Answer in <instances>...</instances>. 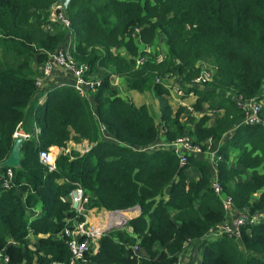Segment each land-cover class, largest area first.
<instances>
[{"label": "trees", "instance_id": "16d2710c", "mask_svg": "<svg viewBox=\"0 0 264 264\" xmlns=\"http://www.w3.org/2000/svg\"><path fill=\"white\" fill-rule=\"evenodd\" d=\"M56 1L0 0V163L14 134L25 135L6 187L9 168H0L3 264L68 262L63 229L82 220L70 210L75 184L87 211L139 213L103 232L79 264H173L191 243L197 264H264V0H70L68 29L36 36L50 23ZM68 35L73 63L99 76L92 104L59 87L47 89L38 105L43 90L35 88L33 65L46 63ZM158 37L166 47L162 59L138 55ZM203 61L212 74L203 89L190 87ZM114 75L129 94L155 97L167 94L161 80L175 79L185 96L193 94V112L206 104L215 116L194 119L183 107L163 104L154 121L146 105L118 94ZM232 97L258 99L257 122H246L244 107ZM180 136L216 149L220 194L201 155L180 166L172 151L155 147ZM69 142H85L88 150L59 154L53 171L39 163V151ZM223 198L247 219L236 234L212 235L226 220ZM253 216L262 220L251 222Z\"/></svg>", "mask_w": 264, "mask_h": 264}, {"label": "built area", "instance_id": "2783aa9c", "mask_svg": "<svg viewBox=\"0 0 264 264\" xmlns=\"http://www.w3.org/2000/svg\"><path fill=\"white\" fill-rule=\"evenodd\" d=\"M51 16L49 19V22H56L59 24H62L66 28H68V20L66 19V16L64 14L63 7L60 3V0H57L54 2L50 9ZM49 11V13H50ZM49 18V17H48ZM47 29L52 32V28L47 24L44 29ZM67 42L62 45L59 49H57L55 52L48 54V60L46 63L42 64L38 68V77H36L34 85L37 91L43 90V94L38 98L37 104L40 105L43 102V99L46 97V91L47 89L52 88H59V87H71L82 99L88 101V103L91 105V94L94 92L95 87L98 86L99 81H92V79L86 74V66L84 65H76L72 61L71 52L73 48V43L71 40L70 35H68ZM160 60V59H159ZM157 60V61H159ZM63 74L67 73L69 76V82L67 80H58L56 78V74ZM209 79V74L205 72H200L198 77L194 79L191 82L190 87L196 86L200 87L204 83L207 82ZM161 82V81H160ZM174 91L176 96L178 97V100H174V103L179 107H183L187 110H190V106L188 107L183 100H181V97H183V91L181 88V85H171L170 90ZM172 92V91H171ZM180 96V97H179ZM187 96H192L193 94L191 92L188 93ZM236 102L239 106L244 107L245 110V120L248 123H255L257 122V114L260 110V102L258 99H251L247 101H241L239 99H236ZM34 135H37L38 129L34 126ZM14 138L16 137H22L25 138V135L21 133L14 134ZM36 138V136H35ZM85 143V142H84ZM86 144V143H85ZM210 141H206L203 143V149L201 146L193 145L189 138L185 136L177 137L175 140L171 142L166 141H158L155 144V147H162L165 149H168L172 151L175 155L178 157V163L180 166H185L187 164V158L202 156L204 159H206L209 162L211 175H212V186L214 187V190L217 194H220L219 189L216 187L215 184V161H217L219 158H215V152L216 149L211 146ZM88 150V146H83V150ZM85 151V152H86ZM37 158L40 164L45 166L47 168V171H53L54 170V157L47 152L46 150L39 151L37 153ZM12 174L11 170L7 169L4 174V179L2 180V186L6 187L11 180ZM69 202H70V210L75 215V217L81 216V221L73 222L71 225V228H64L63 234L68 238L67 241H65L66 248L69 252V260L67 263H52V264H79V262L84 261V255L88 250V247L91 245L92 241L95 239L97 240L101 234L103 233L102 229H97L94 227L92 223V219L94 220L93 213L96 211L92 210H85L84 205L86 203V198L83 195V191L81 187L78 184H75L74 189L69 193L68 195ZM223 208L225 209L226 215L231 211L230 210V202L227 198L222 199ZM136 209V208H132ZM129 209V210H132ZM232 209V207H231ZM122 212H105L106 215H104L105 219V226L103 229L105 230L108 228H111L115 225H125L127 221L130 219L136 217L139 213L136 209L133 212L128 213L127 211ZM100 217L99 215H96V217ZM257 216H253L252 218H255ZM252 218L249 220L252 222ZM254 220V221H255ZM242 223L240 219H235V221L226 223V221L221 225V228L218 230L217 236L220 234H236L237 233V227ZM114 228V227H113ZM96 248V247H95ZM94 248V250H95ZM134 252L136 255H141V250L138 247H134ZM180 256L178 257V260L173 264H182V261L180 260ZM5 260L0 256V264H3Z\"/></svg>", "mask_w": 264, "mask_h": 264}, {"label": "rangeland", "instance_id": "374dc122", "mask_svg": "<svg viewBox=\"0 0 264 264\" xmlns=\"http://www.w3.org/2000/svg\"><path fill=\"white\" fill-rule=\"evenodd\" d=\"M151 4L154 5L155 3L151 1ZM151 5V6H152ZM156 7V6H155ZM67 9V8H66ZM66 9L64 10V14L66 16ZM50 11V10H49ZM51 16V11L50 13L48 12V17L50 19ZM51 28H52V32L57 31L58 29H68L65 26H63L62 24L56 23V22H50L48 24ZM50 33L49 30L42 29L40 31L37 32L36 36H41L44 33ZM166 51V47L165 44L163 43L161 38H156V41L153 42L151 45L149 46H144V47H140L139 53H143L147 56L150 57H154L156 60L162 59V56L164 55ZM120 54L124 53L122 51H120ZM135 60H137V56L135 57ZM201 66V70H203V72L208 73L209 77L212 74V70L211 68L206 64V62H200L199 63ZM103 72H100V74H102ZM92 79V81H98L99 80V76L98 75H93L90 77ZM111 83L113 86H115L116 90L118 91V94H120L123 97H127V96H131L134 94V102L136 104H144L148 107V110L150 112V114L153 116L154 121H157V117H156V113L158 108L163 104H167L172 108H175V103L174 100H178V97L176 96V94L174 93V91L170 90L171 85L177 84L179 85L180 83L175 80H161L162 85L167 89V94L166 96H162V97H155L151 92H143V93H137V92H133L131 91V94L128 93V91L123 89V84L121 83V80L119 78H117L115 75L113 77H111ZM199 89H203L202 85L200 87H198ZM172 91V92H171ZM264 92V85L262 86V93ZM180 97V96H179ZM233 100H236L235 97H232ZM129 100L131 101L132 99L129 98ZM181 100H183L188 107L190 106V110H188V113H191V117H194V119H197L200 117V115L205 114L207 117L209 118H213L215 115L213 113H210L209 111H207V105L204 104L203 108L201 110L200 113H195L193 112L192 108H191V103L193 102V97L192 96H185V94L183 93V97H181ZM185 112V111H184ZM188 113H186L183 117L187 116ZM157 124V122H156ZM84 142H80V143H76V142H69L66 144V147L62 148V149H58L56 147H49L48 149H46L47 152H49L52 157L55 158L59 155V154H70L72 152L76 153V154H83L86 150H83V146H81ZM212 147V145L209 147V149ZM233 163V162H232ZM190 177H192L190 175ZM255 198V196H254ZM230 210H233V208ZM94 211V210H92ZM93 215L94 220L92 219V223L94 225V227H96L97 229H103V227L105 226V219H104V215H106L105 212H94ZM96 215H99L100 217H96ZM256 220H262L260 217H256ZM235 219H240V221L244 222L246 221L247 217L243 216L241 213H237V211H234L233 215L231 216V221H235ZM255 218H252V221H254ZM255 220V221H256ZM106 229V228H105ZM102 231V232H103ZM48 235H45V237ZM40 237H44V235H40ZM34 239H29L27 240L28 245L31 246L32 242ZM91 247L95 248L96 247V239L95 241L93 240L91 243ZM199 252L196 251V245L194 244H187L184 246L183 251L181 253L183 259H187L184 262H187L186 264H197L198 263V257H199ZM180 260L182 261V258H180ZM193 260H195L193 262Z\"/></svg>", "mask_w": 264, "mask_h": 264}, {"label": "water", "instance_id": "95a60500", "mask_svg": "<svg viewBox=\"0 0 264 264\" xmlns=\"http://www.w3.org/2000/svg\"><path fill=\"white\" fill-rule=\"evenodd\" d=\"M70 0H60V3L63 7V9L67 8V5ZM23 143L22 137H16L12 141V145L9 151V154L7 158L0 163V168H9V169H16L19 167V150L21 147V144ZM136 209H132L127 211L128 213L135 211ZM123 225H115L114 228H121ZM111 227V228H113ZM111 228L105 229L103 232L109 231Z\"/></svg>", "mask_w": 264, "mask_h": 264}, {"label": "crops", "instance_id": "0c3cea01", "mask_svg": "<svg viewBox=\"0 0 264 264\" xmlns=\"http://www.w3.org/2000/svg\"><path fill=\"white\" fill-rule=\"evenodd\" d=\"M33 67H34V69L37 71L38 70V66H36V65H33ZM56 78L58 79V80H62V79H64V80H67L68 82L70 81L69 80V76H68V74L67 73H63V74H56ZM43 94V93H42ZM45 96H46V94H45ZM128 98H130V99H132L131 100V102H133L134 104H136L135 102H134V94L133 95H131V96H128ZM157 108H159V107H157ZM158 111V110H157ZM81 146H86V144L85 143H83ZM211 171V170H210ZM212 174V173H211ZM191 176L192 177H195V174H191ZM234 209L233 210H231L229 213H228V215H226V223H229V222H232L231 221V216L233 215V213H234ZM33 214L34 215H37V212L36 211H34L33 212ZM212 235H215L214 234V232L212 233ZM40 237V235H37V238H39ZM29 239H34L32 236H28L27 237V240H29ZM10 244H12V243H10ZM180 257L182 258V264H186L187 262H184V261H186L187 259H183V257H182V255H180ZM195 260H193V262H194Z\"/></svg>", "mask_w": 264, "mask_h": 264}]
</instances>
